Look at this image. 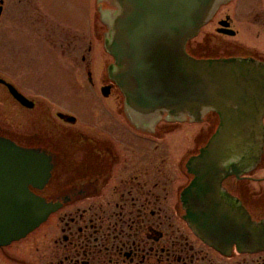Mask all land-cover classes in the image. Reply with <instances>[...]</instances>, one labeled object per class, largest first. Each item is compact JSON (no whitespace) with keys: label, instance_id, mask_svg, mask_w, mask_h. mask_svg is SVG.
<instances>
[{"label":"flooded vegetation","instance_id":"obj_1","mask_svg":"<svg viewBox=\"0 0 264 264\" xmlns=\"http://www.w3.org/2000/svg\"><path fill=\"white\" fill-rule=\"evenodd\" d=\"M36 1L0 0V19L10 16L16 21L9 27L5 18L1 31L8 58L0 78L11 83L6 74L14 64L9 58L15 51L8 41L15 30L23 82L22 87L11 84L32 102L30 107L18 103L0 84V94L5 95L0 136L42 159V173L26 186L53 210L25 236L0 244V264H264V248L216 249L186 220L181 194L191 175L185 164L208 141L218 124L217 115H205L199 123L205 131L193 139L179 137L180 127L190 123L162 121L153 133L136 130L126 118L122 93L108 76L112 58L99 38L100 29L95 26V36L89 40L82 27L88 15L87 0H79L85 1L83 18L57 13L68 21L67 27L48 23ZM51 1L42 12L54 15ZM242 2L255 21L263 18L264 0ZM217 13L204 27L215 21L217 35L236 37L231 16L217 18ZM25 21L31 24L25 26ZM223 21L227 28L220 25ZM220 29L234 34L218 33ZM196 46H186L193 57ZM255 52L245 56L264 62V52ZM39 56L47 62L43 73L51 62L67 77V81L60 79L68 85L61 83L64 86H58L57 94H79L82 108L72 110L55 97L33 91L29 79L38 69L33 64ZM25 57L32 59L26 66ZM2 185L1 190L7 188L6 183ZM222 187L252 221L264 220V146L256 167L227 177Z\"/></svg>","mask_w":264,"mask_h":264},{"label":"water","instance_id":"obj_2","mask_svg":"<svg viewBox=\"0 0 264 264\" xmlns=\"http://www.w3.org/2000/svg\"><path fill=\"white\" fill-rule=\"evenodd\" d=\"M230 0H97L105 26L103 46L113 62L109 78L124 99L136 129L153 133L161 121L218 124L206 144L188 158L191 180L181 194L192 230L216 249L264 248V220L252 221L222 187L229 176L254 168L264 145V62L246 56L196 58L186 45ZM106 4L107 7H101ZM220 25L227 28L228 23ZM218 33L233 35L229 29ZM22 105L32 102L0 78ZM0 136V244L19 239L53 210L30 192L42 159ZM1 187V186H0Z\"/></svg>","mask_w":264,"mask_h":264},{"label":"rangeland","instance_id":"obj_3","mask_svg":"<svg viewBox=\"0 0 264 264\" xmlns=\"http://www.w3.org/2000/svg\"><path fill=\"white\" fill-rule=\"evenodd\" d=\"M52 1L51 3H54V6L52 7H55L54 15H50L49 13H47L48 14L47 15L46 10H43L42 12V9L49 8L47 6L48 0H39L40 3L38 2L39 7L41 9L40 13L42 16H43L42 13L46 15V18L48 19V23L50 24L56 23L63 27H67L69 25L68 21L66 20L67 21L66 22L65 19L62 20L61 18L57 17L59 16L57 13L60 12L61 14L66 13L65 16H67L68 14L71 16L77 14V15H81V17L83 18L84 5H82V3H84L85 1H83L82 3H79V0H52ZM75 1H78V6L75 5ZM96 1L97 0H87L88 15H87V20L85 22L83 21L84 25L82 26L86 28L87 38L89 40L91 38L93 39L95 36L93 32V28L95 26L96 28L100 29L101 36H103L102 33L105 32L104 26L99 21V16L95 12ZM32 2L34 3V1ZM36 5L37 4L34 3V6ZM101 7L106 8L107 5L101 4ZM217 14H218L217 18L223 17L224 15L227 14L231 16L233 27L237 31L236 37L228 38L217 35L216 32L214 31V26H215V21H214L213 23H211V25L204 27L199 33V35L192 41L193 45H197L195 49H192L194 50V55L201 57H207V56L219 57V56H229L231 54H237V55H248L249 53L256 54L255 51L264 52V22H263L264 16L263 18L259 17L258 20L255 21L254 16L250 14V10L246 8L242 0H233L231 1L230 4L226 3L225 5L220 7ZM5 18L8 19L7 25H9V27H13L16 24L15 17L3 16L0 19V71L2 70V64L7 62L6 59L8 58L7 56H4L5 52H4L2 36H1V31L6 23ZM29 23L31 24L30 21H25V26H27ZM28 36L31 37L32 35H28ZM18 38L19 37L17 36L16 31L14 30V36H12V38L9 39L8 41V43H10V45L13 46V51H15V53H11L12 57L9 58V62H13L14 64L10 66L12 69H9L10 73L8 72L6 74L7 75L6 77L9 78L8 81L11 82L13 85L15 84L20 86V84H22L23 82L19 78L21 76L20 72H22V69L24 67L22 69L19 68L20 65L18 62L19 58L17 57V53H16ZM99 38L103 39V37H99ZM22 41L23 44H26L28 42V39L24 37ZM29 59L32 61L31 58L25 57V61H24L25 66L26 64H28V62H30ZM44 61L45 60L42 59V57L40 56L34 60V62L37 63L33 65H35L38 69L35 70V74L32 75L29 79L33 91L41 95H48L53 99L57 98L60 101V104H62L64 107L71 108L72 110H78L82 108L83 99L79 94L78 95L57 94L56 89H58V86H64L61 83H65L60 79L67 81V77L64 74L59 73L57 68L55 67L53 68L51 62L47 65V72L43 73L46 71L41 69L45 66L46 61L45 62ZM65 85H68V83H65ZM0 91L3 92V89L1 87H0ZM3 97L5 98V95L3 96L2 94H0V111L4 109L3 108L4 102L2 101ZM183 123H190L192 125L184 124L180 127L179 130L180 132L178 131L180 133L179 135L180 139H193L196 134L205 131L204 124L191 123L188 121H184ZM173 135H177V133L169 134L167 139H173Z\"/></svg>","mask_w":264,"mask_h":264}]
</instances>
